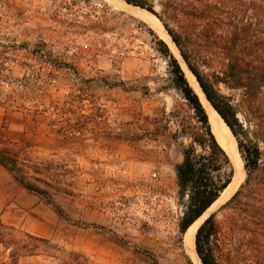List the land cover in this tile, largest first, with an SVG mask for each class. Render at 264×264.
<instances>
[{"label":"rangeland","instance_id":"374dc122","mask_svg":"<svg viewBox=\"0 0 264 264\" xmlns=\"http://www.w3.org/2000/svg\"><path fill=\"white\" fill-rule=\"evenodd\" d=\"M159 39L105 0H0V145L40 167L27 174L52 197L0 163L1 219L48 239L17 264H195L179 233L176 167L196 121ZM218 89L238 105L239 90ZM232 194L202 221L223 220ZM217 242L219 264H259L252 243Z\"/></svg>","mask_w":264,"mask_h":264},{"label":"trees","instance_id":"16d2710c","mask_svg":"<svg viewBox=\"0 0 264 264\" xmlns=\"http://www.w3.org/2000/svg\"><path fill=\"white\" fill-rule=\"evenodd\" d=\"M152 12L160 20L202 92L234 135L243 160L245 177L237 190L220 206L223 220L210 213L195 233V248L202 264H219V237H236L264 256V0H125ZM168 54L174 79L193 109L196 132L183 150L176 167L182 190L186 228L214 202L232 178V163L216 139L198 95L188 83L179 60L159 39ZM240 91L238 105L218 89V84ZM241 110L243 121L238 117ZM239 110V111H240ZM1 141V140H0ZM0 163L29 191L52 199L39 173L6 145H0ZM41 173V172H40ZM44 183L41 186L35 181ZM182 238V237H180ZM48 239L19 231L0 216V244L9 250V263L21 255L34 254Z\"/></svg>","mask_w":264,"mask_h":264},{"label":"bare ground","instance_id":"6f19581e","mask_svg":"<svg viewBox=\"0 0 264 264\" xmlns=\"http://www.w3.org/2000/svg\"><path fill=\"white\" fill-rule=\"evenodd\" d=\"M105 1L109 5H111L113 8H122L123 10L129 12L130 14H132V15L140 18L141 20L145 21L160 36V38L164 39L167 42V44L169 45V47H171V50H173V52L176 54V57H178V60L180 61L181 65L184 69L187 80L189 81L190 85L192 86V88L194 89L196 94L198 95V98H199L201 104L203 105V107L207 113L208 120H209L211 128H212V132L214 133L216 139L218 140L220 145L225 149V151L227 152V154L229 156L227 145L223 140L219 139L217 132H216V129L219 128L221 132L226 134L227 139L230 142V144L234 150L235 157L237 159L238 166L240 168V172H241L240 174L242 177V174L244 173L243 160L240 156L239 149H238L237 142H236L234 135L232 134V132L230 131L229 127L226 125L224 120L221 118V116L218 114V112L212 107V105L205 98L204 93L202 92L196 78L194 77V75H192L190 70L186 67L185 63L181 59L180 55L178 54V50H177L176 46H174L173 42L171 41L170 37L166 33V30L164 29V26L162 25L160 20L151 12H149V11L139 7V6L129 4L125 0H105ZM238 182H239V180H236L235 177H233L230 184L220 193L218 198L214 202H212V204L197 219H195L190 224V226L184 231V233H183L184 247H185V250H186L188 256L191 258V260L195 264H201L199 259H198L196 250H195L194 236H195V233H196L198 226L200 225V223L203 219L202 218L203 215L206 214L205 212H208L209 211L208 209H210L216 203L223 201L230 194H232L234 192V190L236 189ZM212 209H214V208H212Z\"/></svg>","mask_w":264,"mask_h":264},{"label":"water","instance_id":"95a60500","mask_svg":"<svg viewBox=\"0 0 264 264\" xmlns=\"http://www.w3.org/2000/svg\"><path fill=\"white\" fill-rule=\"evenodd\" d=\"M165 29V28H164ZM167 32V31H166ZM168 34V33H167ZM171 39V38H170ZM172 41V40H171ZM173 42V41H172ZM174 44V43H173ZM178 50V49H177ZM180 55V54H179ZM183 60V59H182ZM188 68V67H187ZM205 96V95H204ZM206 98V97H205ZM207 99V98H206ZM209 102V101H208ZM210 103V102H209ZM216 132H217V135H218V137H219V139L220 140H223L225 143H226V145H227V149H228V153H229V157H230V160H231V163H232V167H233V171H232V178L233 177H235V179L236 180H240L241 179V172H240V168H239V166H238V162H237V159H236V157H235V153H234V150H233V148H232V146H231V144H230V142L228 141V139H227V136H226V134L225 133H223V132H221L220 131V129L219 128H217L216 129ZM232 178H231V180H230V182L232 181ZM230 182L228 183V185L230 184ZM227 185V186H228ZM226 186V187H227ZM225 187V188H226ZM224 188V189H225ZM223 189V190H224ZM190 226V225H189ZM188 226V227H189ZM187 227V228H188ZM186 228V229H187ZM194 243H195V240H194ZM201 261V260H200Z\"/></svg>","mask_w":264,"mask_h":264}]
</instances>
